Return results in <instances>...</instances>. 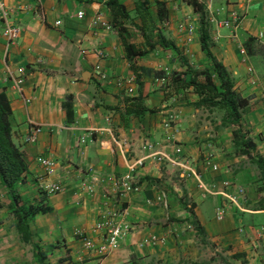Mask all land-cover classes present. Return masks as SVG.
<instances>
[{
    "label": "crops",
    "instance_id": "crops-1",
    "mask_svg": "<svg viewBox=\"0 0 264 264\" xmlns=\"http://www.w3.org/2000/svg\"><path fill=\"white\" fill-rule=\"evenodd\" d=\"M0 1L20 31L15 43L5 47L0 29V92L10 106L12 141L27 167L16 192L21 200L41 202L48 209L28 224L30 242L25 244L14 229L6 191L0 187V264H198L210 251L219 253L217 264L264 261V211L254 207L262 195L255 190L256 169L235 151L229 127H219L214 113L193 107L197 97L191 89L174 90L168 82L163 90L156 85L162 69L181 73L207 66L198 44L197 15L189 6L182 0H146L152 23L142 27L135 0H118L130 21L114 26L107 0ZM207 1L197 0L209 24L210 52L226 68L235 91L247 99L241 129L264 157V86L248 83L228 30L215 24L230 11L241 16L238 38L248 64L264 76V0H210L212 15L205 8ZM159 12L164 14L161 19ZM190 17L194 30L186 37L177 25ZM157 31L174 49L159 45ZM124 44L147 52L128 61ZM6 68L22 70V95L30 99L26 106L9 88ZM137 96L153 111L126 114L129 103L124 99ZM170 111L176 115L170 133L181 148L184 165L216 191L222 182L243 187L247 197L243 211L219 195L202 198L192 176L141 149L151 142L152 151L172 154L161 127ZM35 125L40 128L36 141L25 143ZM207 154L217 171L204 163ZM37 156L52 161L48 176L35 162ZM138 159L142 164L132 174L136 192L119 196L100 181L123 173ZM90 175L99 182L89 193L79 184ZM40 182L58 183L61 191L43 195ZM162 192L166 209L155 200ZM219 206L224 213L217 220ZM119 209L126 210L131 229L118 248L101 260L83 251L75 231L93 235V225L102 215Z\"/></svg>",
    "mask_w": 264,
    "mask_h": 264
},
{
    "label": "trees",
    "instance_id": "trees-1",
    "mask_svg": "<svg viewBox=\"0 0 264 264\" xmlns=\"http://www.w3.org/2000/svg\"><path fill=\"white\" fill-rule=\"evenodd\" d=\"M182 2L197 15L198 44L200 51L207 59V66L201 69L187 68V71L181 73L172 72L168 86L174 90L191 89L197 97L192 103L194 108H202L208 110L209 113H219V127L231 129L230 133L235 151L242 154L257 171L255 190L263 193L256 200L254 207L264 211V157L255 152V143L246 137L241 129V117L247 107V99L235 91L233 80L226 68L210 52L209 24L204 6L197 0H182ZM105 7L111 16V25L114 26L122 20L130 21L126 8L118 0H107ZM147 9L146 0H135L136 14L139 16L142 27L152 23ZM163 15L160 12L157 14L160 19L163 18ZM142 27L141 29H143ZM155 37L161 47L174 49L173 45L168 44L158 31L155 33ZM123 46L128 61L135 57H141L147 52V50L136 49L132 44H124ZM150 47L152 45H149ZM187 74L188 76H186ZM124 100L129 103L125 109L126 114L138 116L145 111H153L143 105V99L140 96L126 97ZM10 113L8 101L5 95L0 92V187L6 191L8 208L14 219V229L20 241L26 244L30 242L28 224L36 214L44 213L48 209L44 208L41 202L30 204L21 200L16 192V184L23 179L27 167L21 151L11 138Z\"/></svg>",
    "mask_w": 264,
    "mask_h": 264
},
{
    "label": "built area",
    "instance_id": "built-area-1",
    "mask_svg": "<svg viewBox=\"0 0 264 264\" xmlns=\"http://www.w3.org/2000/svg\"><path fill=\"white\" fill-rule=\"evenodd\" d=\"M206 10L210 14V0L206 3ZM8 9L3 5L0 1V29L1 36L4 40L5 47H8L15 43V41L19 37V28L11 23L8 19ZM216 14L214 11L213 15ZM83 16L82 12H78L76 17L81 19ZM194 22V20H193ZM193 22H189L188 20H184V22H180L177 25V30L185 33L186 37H189L190 34L194 30ZM241 16L237 13L230 11L227 16L222 20H215L216 26L225 28L228 30L229 39L234 42L237 54L240 57V61L245 64V72L247 75L248 83L252 86H264V76H259L255 73V71L251 68L247 61V54L242 42L238 38L237 30L240 27ZM102 24V23H101ZM103 25V24H102ZM106 28H108L106 26ZM186 40H189L188 38ZM264 44V41H262ZM93 71L96 73L99 72V68L97 65L93 67ZM164 75H167V69H162ZM23 72L21 69H17L16 71H11L6 68V81L9 82V88L20 98L23 105L26 106L30 99L26 98L22 95V82H23ZM102 77V76H101ZM167 79L164 78H155L156 85L160 87ZM167 84V82H166ZM165 84V85H166ZM164 85V86H165ZM162 86V87H164ZM127 93L130 94L131 90L127 89ZM176 115L174 112L170 111L165 115V118L161 122V127L165 133V142L171 146L172 154H167L164 152L152 151L155 147L154 143L146 142L142 145L141 149L147 153L148 156H152L157 161H164L169 163L172 166L179 167L183 169L187 176H192L196 181L197 189L200 190V195L202 198L209 195H219L221 196L225 202L233 206L239 211H243V204L247 201V197L245 194V190L243 187L236 185L231 182H222L220 184V190H214V186L203 184L198 180L199 176L196 172L184 165L185 163L180 159L181 156V148L180 146H176L174 144V140L172 138V134L170 131L173 129L175 125ZM40 133V128L38 126H31L29 131L25 135L24 141L25 143H33L36 141L38 134ZM118 150L122 155V149L118 146ZM143 159V158H142ZM142 159L135 160L131 164H127L125 166V170L123 173L117 176H106L101 182L105 183L113 193H118L119 196L126 195L130 192H136L138 189L133 184L132 174L135 169L142 164ZM211 159V154H207L203 159L204 163L209 165L212 171H217V166L215 164H209V160ZM35 162L44 170L46 176L50 174V171L53 167V163L50 159L42 156H37L35 158ZM88 181V182H87ZM87 181H82L79 184V188L82 190H86L87 192H91L95 183L99 182L98 178L94 175H90ZM39 190L44 195H52L61 191V185L58 183H45L40 182L38 186ZM156 202L160 204L163 209L167 208V200L166 194L160 193L156 197ZM125 209H119L118 211H108L106 214L102 215L101 219L93 225L92 234L87 236L83 234L81 231H75V235L80 240L81 248L83 251L92 253L97 259L101 260L109 255L111 252L115 251L121 240L129 233L131 226L130 223L125 221ZM224 208L223 206H219L215 211V219L220 220L223 218ZM152 241V240H151ZM151 243V242H150Z\"/></svg>",
    "mask_w": 264,
    "mask_h": 264
},
{
    "label": "rangeland",
    "instance_id": "rangeland-1",
    "mask_svg": "<svg viewBox=\"0 0 264 264\" xmlns=\"http://www.w3.org/2000/svg\"><path fill=\"white\" fill-rule=\"evenodd\" d=\"M193 20H194V17H193L192 19H191V17H190V20H188V21H189V22H193ZM167 72H168V74H167V75H164V72L161 70V71L158 72V75L156 76V78H158V79H160V78L167 79V80H166L162 85H160V87H159V88H162V90L165 89V88L167 87V85H165V84H166V82L169 81V79H170V75L172 74L171 70H169V69L167 70ZM164 85H165V86H164ZM162 86H164V87H162ZM212 116H214V118H216V120L218 121V118H219L220 115H219V113L215 112V114H213ZM257 192H259V191H257ZM261 193H263V192H261ZM218 257H219V253L214 252V251H210V252L206 255L205 258H203V259H201V260L199 261L198 264H217ZM260 263H261V264H264V261L260 260Z\"/></svg>",
    "mask_w": 264,
    "mask_h": 264
}]
</instances>
